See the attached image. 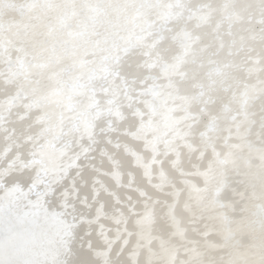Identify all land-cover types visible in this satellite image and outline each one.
Wrapping results in <instances>:
<instances>
[{
	"label": "snow or ice",
	"instance_id": "obj_1",
	"mask_svg": "<svg viewBox=\"0 0 264 264\" xmlns=\"http://www.w3.org/2000/svg\"><path fill=\"white\" fill-rule=\"evenodd\" d=\"M0 65V264H264V0H0Z\"/></svg>",
	"mask_w": 264,
	"mask_h": 264
},
{
	"label": "bare ground",
	"instance_id": "obj_2",
	"mask_svg": "<svg viewBox=\"0 0 264 264\" xmlns=\"http://www.w3.org/2000/svg\"><path fill=\"white\" fill-rule=\"evenodd\" d=\"M20 2H24V0H20ZM207 2H210V3H219V4H223V3H236V4H259V0H207ZM259 12L257 10L256 12V17L255 19L253 20V27L255 29V34H257L258 36V33H259V30H260V24H259ZM252 33H249L247 30L243 31L240 33V35H245V36H249L251 35ZM240 35H235V39L237 41H239L240 39ZM257 43H258V40H257ZM6 69L4 68L3 65H0V71H5Z\"/></svg>",
	"mask_w": 264,
	"mask_h": 264
}]
</instances>
